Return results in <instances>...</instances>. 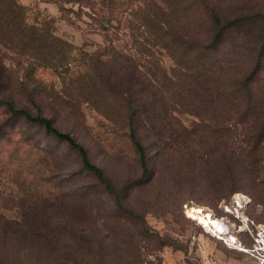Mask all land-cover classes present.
Masks as SVG:
<instances>
[{"label": "trees", "instance_id": "1", "mask_svg": "<svg viewBox=\"0 0 264 264\" xmlns=\"http://www.w3.org/2000/svg\"><path fill=\"white\" fill-rule=\"evenodd\" d=\"M60 3L77 5L82 12L84 7L88 8L102 19L97 21L101 31H109L119 18V21L129 19L128 29L136 33L134 39L140 57L115 48L107 52L109 57L105 60L99 54L87 53L86 71L76 80L84 82L88 102L95 103L98 109L102 102H107L102 96L114 103L116 124L128 130L141 168V177L133 182L134 186L154 180L153 166L158 160L163 161L172 176L176 173L174 177L178 174L176 165L186 163L204 169L212 160L217 161V167L225 174H234L237 164L240 165L237 168H243V164L238 160L231 163L229 132L232 123L251 128L256 134L251 141L254 149L264 143V84H257L264 69V10L234 11L223 7L222 0H132L128 11L117 7L115 0H60ZM22 16L23 8L14 0H0V109L10 118L42 128L60 145L53 150L42 149L32 138L16 140L8 120L0 123V141L15 146L13 159L23 166L16 172L17 176L36 192L25 195L34 199V205L60 204L61 196L78 194V189L69 185L72 180L89 179L87 191L109 197L115 211L150 234L158 248L166 245L160 236L150 233L143 216L129 210L127 184L114 182L91 160L86 147L72 134L59 130L52 119L17 107L10 98L3 96L4 91L10 90L35 100L47 92L31 77L20 78L16 75L18 71L11 70L5 62L8 54L3 52L2 46L13 53L11 58L16 69L22 66L24 48H27L24 40L30 31L22 23ZM132 18L138 21L139 27L132 28ZM15 40L21 47L14 46ZM40 40L46 51L42 59L44 64H53L55 55L64 59L69 45L50 36ZM148 43L165 50L174 61L175 67L170 72L155 58V51L148 49ZM186 114L198 120L192 128H187L179 118ZM248 117L252 121H248ZM21 149L29 154L26 158L19 155ZM63 153L69 160L67 184L58 179L63 169L60 163ZM238 155L239 158L243 156ZM181 183L176 180L178 190ZM216 187L221 199L239 190L228 186L224 191ZM76 197L82 199L83 195L72 198ZM0 202L2 204V199ZM19 216V219H11L0 215L2 234L18 245L37 249L45 261L51 258L53 264H84L87 261L93 264H155L132 257V235L121 229L117 232L124 238L121 242L112 240V243L95 245L93 234L74 225L77 222L75 214L74 221L61 216L66 223L62 227L46 222L39 225L28 212ZM154 260L161 264L158 257Z\"/></svg>", "mask_w": 264, "mask_h": 264}, {"label": "rangeland", "instance_id": "2", "mask_svg": "<svg viewBox=\"0 0 264 264\" xmlns=\"http://www.w3.org/2000/svg\"><path fill=\"white\" fill-rule=\"evenodd\" d=\"M14 1L23 8L22 23L30 31L27 32L29 37L24 40L27 48H24L22 66L16 69L11 58L13 53L2 46L3 52L8 54L5 62L11 70L18 71L16 75L20 78L25 80V77H31L47 92L35 100L32 96L15 94L10 90L4 91L3 96L10 98L17 107L52 119L59 130L72 134L86 147L91 160L102 167L114 182L127 184L126 205L129 210L143 216L150 233L160 236L166 245L158 248L150 234L131 222L126 215L115 211L109 197L87 191L91 183L89 179L76 178L69 184L78 189V194L83 195L82 199L72 198L78 194H66L61 196L60 204L34 205V199L25 195L36 193L33 186L28 183L25 186L24 179L16 174L23 167L20 161L13 159L16 148L4 141H0V215L19 219V214L28 212L39 225L46 222L62 227L66 223L61 216L74 221L75 214L77 222L74 225L93 234L95 245L112 243V240L121 242L124 238L117 235L121 229L132 235V257L155 264L158 263L154 257H158L161 264H264V143L253 148L251 141L256 134L252 133L251 128L238 127L234 123L230 126L231 163L238 160L244 165L237 168L240 166L237 164L234 174H225L217 167V161L212 160L210 164L214 165L209 164L204 169L187 166L186 163L176 165L178 174L174 177L176 173L172 176L163 161L158 160L153 166L156 174L154 180L134 186L133 182L141 177V168L128 138V130L116 124L118 119L114 103L102 96L107 102H102L98 109L95 103L88 102L84 82H76L86 71L85 65L89 61L87 53L99 54L105 60L109 57L107 52L115 48L140 57L134 39L136 33L128 29L129 19L119 21L117 18L119 23L115 20L113 28L101 31L97 21L101 22L102 19H98L99 16H94L86 7L82 12L79 6L63 5L60 0ZM131 1L115 0L117 7L122 6V11L131 8ZM222 1L223 7L234 11L252 8L264 10V0ZM134 27H139V23L132 18ZM33 34L36 35L35 39ZM43 36L69 45L68 52L64 51V59L55 55L53 64H44L42 59L46 51L40 40ZM14 46L21 47L17 40ZM147 46L155 51V58L168 72L175 67L165 50L153 47L151 43ZM257 84H264V69ZM179 118L187 128H192L191 125L198 121L187 114ZM5 120L12 125L16 140L29 137L42 149L60 147L42 128L28 125L22 119L10 118L0 109V123ZM247 120L252 121V118L248 117ZM61 151L65 152V149ZM149 153L153 163L154 152L151 150ZM238 153L243 156L239 158ZM19 155L26 158L29 154L21 149ZM254 161L257 163L252 166L250 163ZM60 163L63 169L58 179H63L67 184L70 179L67 169L69 160L64 153ZM176 180L183 183L179 190L175 187ZM217 185L224 191L229 188L239 190L221 199L216 192ZM85 207L88 211H85ZM208 216L211 220L223 222L227 233L218 235L211 232L201 221L202 217ZM2 226L3 222L0 221V264H53L51 258L45 261L37 249L12 242L2 234Z\"/></svg>", "mask_w": 264, "mask_h": 264}, {"label": "bare ground", "instance_id": "3", "mask_svg": "<svg viewBox=\"0 0 264 264\" xmlns=\"http://www.w3.org/2000/svg\"><path fill=\"white\" fill-rule=\"evenodd\" d=\"M201 221L203 224L206 225V227L211 231L215 232L218 235H225L227 233V227L226 225L219 221V220H211L210 217H202Z\"/></svg>", "mask_w": 264, "mask_h": 264}]
</instances>
